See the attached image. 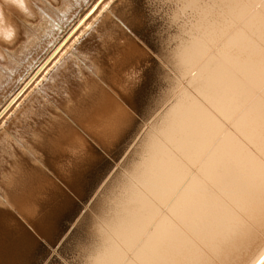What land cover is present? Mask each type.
Segmentation results:
<instances>
[{"label": "bare ground", "instance_id": "bare-ground-1", "mask_svg": "<svg viewBox=\"0 0 264 264\" xmlns=\"http://www.w3.org/2000/svg\"><path fill=\"white\" fill-rule=\"evenodd\" d=\"M86 1L36 0L24 15L12 0H0V23L14 27L11 41H0V199L16 203L15 196L24 197L40 183V176L30 179L34 174L29 172L37 173L34 165L45 170L56 189L64 185L77 194L74 172L79 174L80 168H73L77 158L70 148L76 143L63 133H83L115 161L114 146L131 127H125L121 116L125 111L128 118L134 111L137 115L145 86L143 73L128 82L122 72L134 60H147L165 76L172 74L171 68L176 71L175 90L152 114L147 129H140V135L137 131L124 145L119 158H125L111 162L115 170L102 179L104 187L95 186L77 211L66 216L70 223L62 227L59 238L109 186L92 216L90 241L78 264H242L251 259V264H262L264 249L254 258L259 243L264 244L262 0H254L247 11L239 0H229L234 6L231 15L206 27L211 40L204 37L207 50L194 64L188 50L178 51L172 61L148 39L144 24L156 20L149 5L147 14H141L138 4L128 6L133 0H112L113 6L109 0L81 4ZM197 2L185 0L190 5ZM80 9L87 10L82 19L77 16ZM70 17L76 19L72 25ZM243 19L244 25L238 24L231 34ZM237 33L238 51L228 67L253 85V93L225 68L217 51L228 34L230 38ZM93 42L98 44L92 46ZM115 46L121 47L112 57ZM66 53V60L49 74ZM40 84L10 127L6 114ZM63 124L69 131L59 133ZM54 143L46 163L44 156ZM71 156L75 161L70 162ZM40 188L33 187L32 196Z\"/></svg>", "mask_w": 264, "mask_h": 264}, {"label": "water", "instance_id": "water-1", "mask_svg": "<svg viewBox=\"0 0 264 264\" xmlns=\"http://www.w3.org/2000/svg\"><path fill=\"white\" fill-rule=\"evenodd\" d=\"M102 94L109 98L105 90ZM121 117L123 123L128 124L125 127H132V123L136 120L135 115L130 114L128 118L126 111ZM120 131L114 133L118 134ZM63 134L76 143L73 145L75 149L72 146L70 148L73 151L72 155H76L77 161L71 156L70 162H77L76 166L72 165L73 168L78 166L76 170L80 168L79 174H77L79 170L74 172L76 174L74 179H77L73 182L76 185L77 198L84 199L90 178L94 173L96 174L99 165L105 163V155L88 144L79 133ZM64 162L66 164V161ZM30 167L33 168L32 165ZM34 167L37 173L29 172V175L34 174L30 179L36 175L40 176L42 178L40 183H36L26 191L24 197H22L23 193L15 196L16 203L0 199V264H41L48 254V245H54L59 239L63 229L62 219L76 211L74 200H71L63 189L59 190L60 187L56 189L49 180L51 177L47 176L45 171H39L36 165ZM37 186H41L40 192L32 196V188ZM41 205L44 207H39ZM17 210L21 213H17Z\"/></svg>", "mask_w": 264, "mask_h": 264}, {"label": "rangeland", "instance_id": "rangeland-1", "mask_svg": "<svg viewBox=\"0 0 264 264\" xmlns=\"http://www.w3.org/2000/svg\"><path fill=\"white\" fill-rule=\"evenodd\" d=\"M88 1V3H87ZM86 3H81L82 5H88L89 2L90 4L88 6L91 5V3L94 1H99V0H87ZM114 2L116 0H113ZM112 0H109V3L107 4H111V6H113L114 2ZM112 2V3H110ZM133 3H130L128 6L131 7L132 5H139V12L142 14L144 12V14H147V8L146 6H148L147 2L145 0H133ZM80 4L81 8L82 5ZM87 6V7H88ZM86 7V6H85ZM141 8H143V11H140ZM82 10H85L84 7ZM82 10L80 9V12L77 16H79L81 14V19L83 18V16L86 14L87 10L84 12H82ZM80 17V16H79ZM129 18V16H126ZM72 17H70V21L71 24L68 22V24L72 25L76 19H71ZM73 22V23H72ZM128 22V21H127ZM77 24V23H76ZM130 24V23H129ZM69 25V26H70ZM147 26L145 33L146 36L148 37V39L150 41H152L153 43H155L158 47V44L156 42V34L158 29L160 28V23L155 20V21H149V23L145 22L144 26ZM68 26V27H69ZM132 27H134V29L136 28L135 25H130ZM137 29V28H136ZM88 36V35H87ZM96 39V38H93ZM107 41H109V39H107ZM122 41V40H121ZM91 42V41H90ZM97 42V41H96ZM98 43L93 42L92 46L97 45ZM103 43H101L102 45ZM54 46V45H53ZM118 47V48H117ZM121 46H115L112 50V57L115 56L116 52V48L119 49ZM159 48V47H158ZM101 48L98 46V50H100ZM100 52H102L100 50ZM114 52V53H113ZM92 53V52H90ZM69 55L68 53H66L61 59L60 61L57 63L56 66L53 67L52 71L49 72V74H51L52 72L55 71V68H57L60 63H62L64 60H66V56ZM96 56L95 52L93 53V55H91L92 59H94ZM111 57V58H112ZM143 58V57H142ZM97 60H101V58L97 59ZM112 60V59H111ZM111 60H109V63H111ZM134 62V67H132L133 65H128L122 72V75L126 76V80L128 79V82L130 80L136 81L139 74L141 75L143 73V77L140 76V78L145 79V86L144 89L141 90L140 92V98L138 99L139 101V105L137 104V115L135 113V111L132 113L133 115H135L136 120L135 122L132 123V127L129 128V132L126 133V135L121 139V141L114 146V151H117L114 154V157L116 158L115 161L112 160L111 157H109V155L105 154V163H101L97 169L96 174L94 173L91 178H90V183L87 187L86 190V196L84 199H78L77 196L75 194H72L64 185L62 187L63 190L65 189V193H67L70 197L71 200H74L75 202V208L76 211L78 209V205L80 202L85 201L88 197L89 194L91 192V190L93 188H95V186H97L98 184H102L101 186L104 187V184L106 182L103 181L105 176H108V178L114 173L115 167L112 169L111 168V162H121L125 157L122 156L121 158H119V154L120 151L125 147V144H128L130 142V140L133 138V136L137 133V131H141L142 130H146L147 129V124H149V121H151L154 118V114L156 111H158L157 109L160 107L162 101L165 99V97H167V95L169 94V92L174 88L175 86V76L177 75L174 69H170V72H172V74L169 73V75L165 76L164 74H162L160 72V69L158 67H154L153 69L151 68L150 62L147 60H141V61H133ZM149 62V63H148ZM9 65L12 67V63H8V68ZM130 68V69H128ZM127 69V70H126ZM139 69V70H138ZM139 71V72H138ZM127 72V73H126ZM130 72V73H129ZM132 73V74H131ZM48 74V75H49ZM127 74L128 78H127ZM137 74V75H136ZM131 75V78H130ZM134 76V77H133ZM42 78V76L40 77V79ZM134 78V79H133ZM139 78V79H140ZM39 79V80H40ZM38 80V81H39ZM45 80V81H44ZM42 81L41 84L47 82V76L46 79H44ZM127 83V82H126ZM41 84L36 87L35 89L30 88L28 90V94L25 96H23L19 102H17L13 109L10 110L7 114H6V119H7V123H9V126L11 125V120L12 118L19 112V110L28 102V100L30 98H32L37 92L38 90L41 88ZM40 87V88H39ZM39 88V89H38ZM26 97V98H25ZM28 97V98H27ZM161 109V108H159ZM17 110V111H16ZM132 112V111H131ZM153 117V118H152ZM149 119V120H148ZM144 121V122H143ZM147 122V123H146ZM6 123V124H7ZM73 127V126H72ZM64 129V130H63ZM74 129V127H73ZM3 130V129H2ZM0 131V134L3 131ZM66 130L69 131V126H66V124H63L61 129L59 130V133H63L66 132ZM81 135H83V133H80ZM141 134V132L139 133V135ZM83 137H85L83 135ZM139 136H137L138 138ZM60 139H61V134H60ZM59 139V142H60ZM85 139V138H84ZM137 139H135L136 141ZM90 141H88L89 143ZM122 142V143H121ZM57 143V142H56ZM134 143V142H133ZM92 147H95L94 144L92 143V141L90 142ZM133 145V144H132ZM131 145V146H132ZM54 146L55 143L53 144V146L51 147V151H48V154L44 156L45 161L47 163L48 160V156L51 154V152H53L54 150ZM117 146V147H116ZM116 147V148H115ZM122 147V148H121ZM131 147H129L128 150H130ZM127 150V151H128ZM112 152V151H111ZM50 153V154H49ZM43 158V159H44ZM47 158V159H46ZM121 159V160H120ZM110 161V162H109ZM43 165V164H42ZM45 171V170H43ZM111 172V173H110ZM109 173V174H108ZM104 174V175H103ZM103 179V180H102ZM103 182H102V181ZM100 186V187H101ZM109 186L106 188H104L103 192L99 194V196H101L99 199H93V201H89V204L91 203V207L88 209V211L86 212L85 209L81 211V214L78 218V220L75 222V224H73L72 226H69L66 231L67 233L63 232V234L61 235V237L58 239V243L56 242L54 245H52L51 247L48 245V254L45 257V259L42 261L41 264H78L79 261H81V259L83 258V247L90 241V236H91V228H92V216L94 214H96L97 211H99L100 206H101V200L103 199V197L107 194V192L109 191ZM22 190L25 189H21L20 191L23 192ZM18 192V191H17ZM20 193V192H18ZM93 204V205H92ZM75 211V212H76ZM73 212V213H75ZM73 213L71 215H73ZM70 215V216H71ZM75 215V214H74ZM69 219L64 217L61 221V227L64 226V228L70 223L68 221ZM72 222V221H71ZM67 224V225H66ZM63 231V229L61 230V232ZM61 234V233H60ZM66 234V235H65ZM264 239V238H263ZM262 243V244H261ZM259 243L258 247L256 248V253L257 255H254V258L258 257L259 254L263 251L264 249V244L263 242ZM57 244V245H56ZM56 245V246H55ZM263 247V248H262ZM55 248V251H52L51 249ZM259 251V252H258ZM259 253V254H258ZM50 256V257H49ZM63 258V259H62ZM252 260V259H251ZM251 260L247 261V262H243L242 264H247L248 262H250L249 264H251ZM45 261V262H44ZM66 261V262H65ZM68 262V263H67Z\"/></svg>", "mask_w": 264, "mask_h": 264}, {"label": "clouds", "instance_id": "clouds-1", "mask_svg": "<svg viewBox=\"0 0 264 264\" xmlns=\"http://www.w3.org/2000/svg\"><path fill=\"white\" fill-rule=\"evenodd\" d=\"M36 0H16L13 6L21 14L30 12L29 5L34 6ZM152 15L160 23L156 34V42L162 54L169 60L177 59V52L191 46L197 39L205 37V29L211 23L229 17L233 5L229 0H198L195 4H187L185 0H147ZM264 22V20H262ZM14 27L8 23H0V41L10 42L8 32ZM239 33L228 38L218 49L222 63L229 66L238 51Z\"/></svg>", "mask_w": 264, "mask_h": 264}, {"label": "crops", "instance_id": "crops-1", "mask_svg": "<svg viewBox=\"0 0 264 264\" xmlns=\"http://www.w3.org/2000/svg\"><path fill=\"white\" fill-rule=\"evenodd\" d=\"M237 2H238V0H237ZM241 2H242L243 5L241 4ZM250 2H251V3H250ZM254 2H256V1H254V0H247V1H246V0H245V1L241 0V1H240V0H239V3L243 6V8H245V9H244L245 11H247V9L249 10L250 6L253 5ZM262 2H263V4H264V0H262ZM248 4H249V5H248ZM248 6H249V7H248ZM244 10H243V11H244ZM255 10H256V9H254V11H251L250 15H251L253 12H255ZM248 16H249V15H248ZM237 18H238V17L236 16L235 19H237ZM246 19H247V18H246ZM246 19H243L241 22H238L237 25L235 26L236 28L232 29V31H231L230 33H231V34L234 33V32L238 29V27H239L238 24H239V25H240V24L242 25L243 22H244V20H246ZM235 21H236V20H235ZM241 25H240V26H241ZM243 25H244V24H243ZM242 27H243V26H242ZM234 30H235V31H234ZM229 36H230V34H228V35H227L222 41L225 42L224 40H227V38H228ZM205 39L211 40V38L209 39L208 36H207L206 29H205ZM205 39H204V38H203V39H201V38H197V39L191 44V46H189V47H187V48H184V50H186V51L188 50V53H191V55H193V59H194L193 64L196 63L197 60L200 59V58L205 54V52H206V50H207V47H208V46H207V42H206ZM222 41L220 42V44L223 43ZM211 42H212V41H211ZM199 43H200L201 45H199ZM208 45H210V44H208ZM218 47H220V45H219ZM199 53H200V54H199ZM172 63H173V62H172ZM193 64H192V65H193ZM192 65H191V66H192ZM191 66H190V67H191ZM224 66H225V68L227 69L228 66H226V65H224ZM190 67H189V68H190ZM192 67H193V66H192ZM200 68H201V67H200ZM197 69L199 70V67L196 68V69L194 68V70L192 71L193 73L191 72V76L189 77L188 80H190V78H191L192 76L194 77V74H195V73L197 74V73L199 72ZM228 69L231 70V71H230V70H229V71L231 72V74L233 73V76H234V74H235V76H236L235 78H236L237 81L239 80V81L241 82V80H242V82H244L243 85L245 84V87H247V88H248V87L251 88L250 91H252V89H253V88H252L253 85H250V83L245 82L246 80L243 79V78H241V77L238 75V73L235 72V70L231 69L230 67H228ZM224 70H225V69H224ZM197 71H198V72H197ZM227 71H228V70H227ZM237 77H238V79H237ZM239 78H240V79H239ZM179 82H180V81H179ZM242 82H241V83H242ZM177 85H178V84H177ZM246 85H247V86H246ZM175 86H176V84H175ZM175 86H174V88L169 92L168 96L173 92V90H175ZM179 89H180V90H178L176 96H178V94H179L180 91H183V90H184V89H183V86H182L181 88L179 87ZM180 93H181V92H180ZM252 93H253V91H252ZM175 98H176V97H174L173 99H175ZM116 100H117V99H115V101H116ZM118 101H119V100H117L116 102H118Z\"/></svg>", "mask_w": 264, "mask_h": 264}, {"label": "snow or ice", "instance_id": "snow-or-ice-1", "mask_svg": "<svg viewBox=\"0 0 264 264\" xmlns=\"http://www.w3.org/2000/svg\"><path fill=\"white\" fill-rule=\"evenodd\" d=\"M12 2H16V0H12ZM14 33L9 31L8 32V38L11 41L12 37H13ZM0 59H2V57H0ZM15 124V121H13V125ZM10 127H12V125H10ZM3 134H0V136H2ZM262 264H264V262H262Z\"/></svg>", "mask_w": 264, "mask_h": 264}]
</instances>
